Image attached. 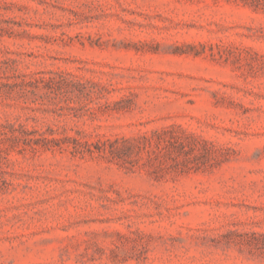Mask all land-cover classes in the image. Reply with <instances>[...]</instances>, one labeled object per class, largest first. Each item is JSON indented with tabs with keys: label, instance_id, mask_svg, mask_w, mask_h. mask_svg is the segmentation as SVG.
Wrapping results in <instances>:
<instances>
[{
	"label": "rangeland",
	"instance_id": "1",
	"mask_svg": "<svg viewBox=\"0 0 264 264\" xmlns=\"http://www.w3.org/2000/svg\"><path fill=\"white\" fill-rule=\"evenodd\" d=\"M0 264H264V0H0Z\"/></svg>",
	"mask_w": 264,
	"mask_h": 264
}]
</instances>
